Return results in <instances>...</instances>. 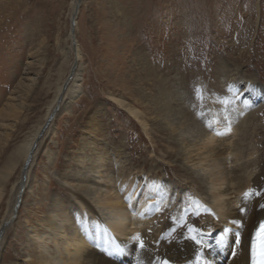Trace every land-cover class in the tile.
<instances>
[{"label": "rangeland", "instance_id": "374dc122", "mask_svg": "<svg viewBox=\"0 0 264 264\" xmlns=\"http://www.w3.org/2000/svg\"><path fill=\"white\" fill-rule=\"evenodd\" d=\"M74 2L0 0V188L5 191L0 223L25 165L20 173L19 162L5 187L2 174L15 148L43 119L61 74L67 75L77 57L68 56ZM74 33L81 52L80 90L56 114L51 136L35 155L30 187L21 189L2 233L0 264H33L39 250L33 253L32 242L47 231L42 222L47 215L57 218L54 208L62 206L65 224L89 223L92 217L83 215L73 190L89 198L90 176L103 173L102 179L118 182L131 175L141 185L140 196L149 199L145 187L154 175L170 196L152 223L168 219L165 207L178 214L198 183L177 176L176 165L192 168L206 186L212 168L194 165L203 150L184 151L180 134L191 144L214 140L215 135L197 137L204 125L199 118L209 111L239 116L226 133L230 144L237 141L240 124L249 127L241 141L245 158L234 165L264 155V0H81ZM171 139L178 146L169 147ZM96 148L106 149L102 173L89 172L91 162L83 161ZM206 236L211 243L216 232Z\"/></svg>", "mask_w": 264, "mask_h": 264}, {"label": "bare ground", "instance_id": "6f19581e", "mask_svg": "<svg viewBox=\"0 0 264 264\" xmlns=\"http://www.w3.org/2000/svg\"><path fill=\"white\" fill-rule=\"evenodd\" d=\"M77 2L79 0L74 2L72 15L76 13ZM68 40L70 53L68 56L75 54L77 57L70 62L67 75L61 74L55 96L50 101L43 119L15 148L7 170L2 174L4 178L2 184L5 187L6 181L19 162L22 161L20 173L26 162H29L26 170H23L21 181L12 189L14 197H11L9 209L0 223V249L4 244L7 223L13 218L14 210L17 209L19 193L26 184V188L30 187L32 162L42 143L51 136L56 117L43 132L44 124L58 105L60 109L58 113L64 111L67 108V100L73 92L80 90V84L76 81L80 76L81 52L75 33L69 32ZM251 86L253 91L254 87ZM60 97L61 101H59ZM134 113L138 117V113L136 111ZM184 116L186 121L190 120L189 112H185ZM238 119L239 116L232 111H209L207 115L202 114L199 118L204 125L197 131V137L201 139L215 135L214 140L208 137V140H203L202 143L191 144L187 136L180 134L184 151L190 150L191 147H198L197 151L203 150L196 153L197 161L194 159L191 161H195L194 165L212 167L208 177L209 184L207 186L203 184L204 178L196 174L192 168L176 165V175L183 177L184 181L190 179L198 183V190L194 189L185 195L187 199L182 203L178 214L169 212V208L165 207L169 217L156 225L152 221L158 217L157 214L161 211L160 206L165 203L164 199L167 200L170 196L168 194L169 196L165 197L166 185L160 181V178L150 176L145 187V192L150 197L145 199L146 197L140 196L141 185H137L136 178L131 175L121 176L118 182L111 177L109 180H104L101 176L103 175L102 163L107 156L106 149H92L93 152L90 156L83 158V161L91 162L89 172H98L102 175L94 179L91 176L87 178V174H84V177L89 179L86 181H92L91 186H87L85 190L89 193V198L73 190V194L79 200L80 209L84 212L83 215L90 214L91 221L82 225L80 223L65 224V221L60 220L62 206L54 208L59 212L57 218L47 215L42 221L46 223L47 231L38 241L32 242L33 253H36V249L39 250L37 254H34L35 259L32 263L164 264V261H167V264H249L250 239L259 221L264 219V207H262L264 206V155L246 161L242 166L234 165L245 158L241 141L249 134L247 131L249 127H245L244 123V125L240 124L236 129L240 132L238 139L236 138L237 141L233 142L234 144L231 143L233 148L228 143L226 133L230 132L231 128L234 130L232 124ZM159 131L169 134V131L163 128ZM212 143L216 144L212 145ZM86 144L89 147L93 145H90V140ZM169 144V147L178 146V142L174 139H171ZM174 151L171 149L170 155L174 156ZM47 152L49 157H52L51 151ZM192 153L193 151H190V154ZM103 190L105 194L100 193ZM257 191H259L258 196H256ZM4 192L0 188V200ZM192 195L200 199L198 200L200 204L192 201ZM187 205L193 206L196 211H188ZM197 215L203 217L202 220ZM192 217L197 218L192 219ZM211 231L216 232V236L210 243L206 233ZM51 245L53 247H50Z\"/></svg>", "mask_w": 264, "mask_h": 264}, {"label": "water", "instance_id": "95a60500", "mask_svg": "<svg viewBox=\"0 0 264 264\" xmlns=\"http://www.w3.org/2000/svg\"><path fill=\"white\" fill-rule=\"evenodd\" d=\"M80 3H81V0H79L78 2V5H77V10H76V13L75 15L73 16V21H72V32L74 33L75 31V20L78 16V13H79V7H80ZM71 78V76H70ZM66 85L67 83L65 84V88H66ZM62 97V96H61ZM59 99V101H61V98ZM58 110H59V105L56 107V109L54 110L53 114L49 117V119L47 120V122L44 124V127H43V132L46 130V128L49 126L50 122L52 121V119L55 118L56 114L58 113ZM29 162H26L25 166H24V171L26 170L25 168L28 166ZM18 206V205H17Z\"/></svg>", "mask_w": 264, "mask_h": 264}, {"label": "snow or ice", "instance_id": "6c2138e0", "mask_svg": "<svg viewBox=\"0 0 264 264\" xmlns=\"http://www.w3.org/2000/svg\"><path fill=\"white\" fill-rule=\"evenodd\" d=\"M247 195V194H246ZM264 207V206H262ZM261 229L264 230V224L261 225ZM197 243H199V241H196ZM238 242V241H237ZM164 264H167V261H164ZM254 264H255V261H254Z\"/></svg>", "mask_w": 264, "mask_h": 264}]
</instances>
